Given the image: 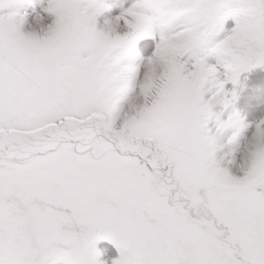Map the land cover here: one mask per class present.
I'll use <instances>...</instances> for the list:
<instances>
[{"label": "snow or ice", "instance_id": "obj_1", "mask_svg": "<svg viewBox=\"0 0 264 264\" xmlns=\"http://www.w3.org/2000/svg\"><path fill=\"white\" fill-rule=\"evenodd\" d=\"M0 264H264V0H0Z\"/></svg>", "mask_w": 264, "mask_h": 264}, {"label": "rangeland", "instance_id": "obj_2", "mask_svg": "<svg viewBox=\"0 0 264 264\" xmlns=\"http://www.w3.org/2000/svg\"><path fill=\"white\" fill-rule=\"evenodd\" d=\"M32 3L38 9L40 6H46L47 0H32ZM28 10L31 11V7Z\"/></svg>", "mask_w": 264, "mask_h": 264}]
</instances>
